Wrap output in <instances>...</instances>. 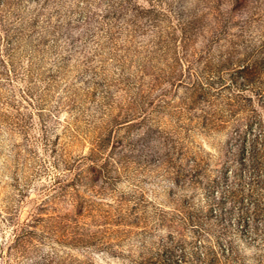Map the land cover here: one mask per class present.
<instances>
[{
  "label": "rangeland",
  "instance_id": "1",
  "mask_svg": "<svg viewBox=\"0 0 264 264\" xmlns=\"http://www.w3.org/2000/svg\"><path fill=\"white\" fill-rule=\"evenodd\" d=\"M64 1L0 0V264L195 258L213 245L208 203L238 205L218 190L233 181V131L247 127L241 99L264 123V93L227 89L235 72L221 61L264 32V0L235 4L227 23V0H135L109 23L120 0ZM91 4L84 31L58 27Z\"/></svg>",
  "mask_w": 264,
  "mask_h": 264
},
{
  "label": "trees",
  "instance_id": "2",
  "mask_svg": "<svg viewBox=\"0 0 264 264\" xmlns=\"http://www.w3.org/2000/svg\"><path fill=\"white\" fill-rule=\"evenodd\" d=\"M134 1L120 0L115 7L111 6L112 8L104 11L102 18L107 20L106 22L108 23L111 19L121 20L120 17H117L119 15L115 13L116 10L120 14L119 9H124V7L132 8ZM143 1L158 2L159 0ZM246 1L227 0L228 3L230 2L229 5H232V9L223 13L222 20L224 23L230 21V13L236 14L235 4L244 5ZM62 2L65 1L62 0ZM81 2L85 4L84 0ZM106 5L108 6V3ZM75 7H79L78 3ZM94 7L96 6L91 4V6L89 5L87 9L83 10L84 13L79 12L80 14H77V11L72 9L65 11L60 14L62 16L61 20H57L58 27H68L74 23V27L82 28L80 32L84 31L83 26L91 23L94 18V13L91 10ZM145 12V22H154L155 16L152 19L150 18L153 15L152 10H146ZM179 16L180 19H185L183 13ZM233 25H237V23L235 22ZM85 33L89 32L85 31ZM242 52H244V57L241 60L239 56H228L221 60L223 72L228 69L235 72L234 75H231L233 77L230 79L231 84L227 86V89L231 87L241 92L251 89L256 94H260V91L264 93V80L261 78L264 77V32L259 34V39L254 44L249 43L246 45ZM163 95L159 94L158 97ZM241 101L243 102V107L248 110L246 117L247 127L245 129L238 127L233 131V140L226 147L225 153L232 160L228 162L230 168H232L233 181L218 190L221 194L220 198L225 197V192L229 196L228 198L236 200L238 205L235 210L233 208V210L225 208L223 213L213 214L210 203H208L206 219L202 222V237L207 238L211 234L213 236V245H210L208 240L203 241L202 254L196 251L194 253L195 258H192V256L188 258L185 257V254H180V259L159 261L154 256H151L150 259H142L138 256L130 260V264H245L244 255H242L235 244L234 236L236 237V235L242 236L248 246L257 249L256 264H264V123L260 119L256 120L254 111L250 109L253 103L252 99H241ZM258 101L260 107L264 109V99H258ZM90 171L92 175L99 176L101 168L95 166ZM219 176L222 180L228 178L224 170ZM95 182H98V180H95ZM228 200L226 197L225 202ZM224 214H229L230 218L228 221L224 219ZM232 218L234 219L233 221ZM199 235L201 236V234ZM216 248L221 253L222 258H217ZM105 249L111 254H115L111 251V246H107ZM48 264H59V262H55V258H51L48 260ZM76 264L92 263L76 261Z\"/></svg>",
  "mask_w": 264,
  "mask_h": 264
}]
</instances>
